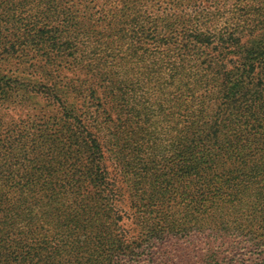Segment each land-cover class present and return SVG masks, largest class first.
<instances>
[{"label":"trees","instance_id":"trees-1","mask_svg":"<svg viewBox=\"0 0 264 264\" xmlns=\"http://www.w3.org/2000/svg\"><path fill=\"white\" fill-rule=\"evenodd\" d=\"M85 2L0 0V264H264V0Z\"/></svg>","mask_w":264,"mask_h":264},{"label":"rangeland","instance_id":"rangeland-1","mask_svg":"<svg viewBox=\"0 0 264 264\" xmlns=\"http://www.w3.org/2000/svg\"><path fill=\"white\" fill-rule=\"evenodd\" d=\"M90 1L91 0H86V2L83 4V6L81 8L84 10L87 6L91 9H95L97 7V2H93L91 4ZM204 1L200 0L198 2L199 4H196V5H193L190 7H185L183 9L179 10L178 7H179V5H181V4H179V0H176L175 3H173V0H171V3L175 7H171L170 5H167L165 3V4H162V8L167 7L168 9L171 10V12H177L178 14H181L184 9L186 11H190L192 13L193 12L194 13H201L203 10L206 11V9L216 10L214 4H212V3L206 4ZM212 1L214 2L215 0H212ZM98 4H99V2H98ZM183 5H190V4L184 3ZM172 8H174V11H172ZM29 60L32 63L38 61L37 59L32 58V57H30ZM11 68L12 67H10L9 70L12 72ZM22 76L26 78V79L22 78L21 79L22 81H26V82H29L32 84L29 88L31 90L37 91L39 88V84H43V85L45 84L44 82L40 83L41 80L38 77H36V75H31V73H29V72L22 74ZM15 99L16 100L22 99L21 92L15 93ZM25 99L28 102L24 107L20 106V105H17V106L11 105L10 107H8V106L5 107L7 109L6 112L9 114L10 117L13 116L15 119L30 121V122H32V120H36L39 123L44 122V121L55 122L54 117L59 114L58 108H55L54 106H50V105H46V104L35 103L34 100H31L29 96H26ZM36 101H39V100L36 99ZM8 120H10V118H8ZM162 144H163V142L161 144H159L158 146L155 145V147H154L156 150V153L160 156H162V152H159V148L161 147ZM162 148H163V145H162ZM172 149H173V146L170 145L167 148L166 152H163V156H165V159H166V164H171L172 161L174 160L175 155H173V153L171 152ZM107 164L109 167L111 178L114 180L118 189L119 188L121 189L119 191V193H117L116 197L119 199L118 209H119V211L122 212V214H124V217H125V220H123L122 224H124L125 227L127 228V233L129 232V237H131L133 235H137L138 234V226H137L136 221H139L140 218L137 219L136 211L130 208L129 192L126 188L125 183L123 182V180L120 176L119 166L113 158H109V160L107 161ZM155 216H156V214L153 213L152 217L154 218ZM154 220H158V219H154Z\"/></svg>","mask_w":264,"mask_h":264}]
</instances>
